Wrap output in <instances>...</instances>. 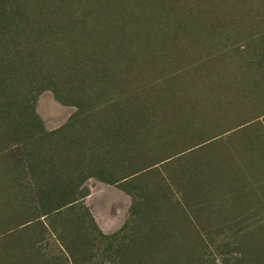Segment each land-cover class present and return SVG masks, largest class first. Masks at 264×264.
Here are the masks:
<instances>
[{
    "label": "rangeland",
    "instance_id": "rangeland-1",
    "mask_svg": "<svg viewBox=\"0 0 264 264\" xmlns=\"http://www.w3.org/2000/svg\"><path fill=\"white\" fill-rule=\"evenodd\" d=\"M0 264H264V0H0Z\"/></svg>",
    "mask_w": 264,
    "mask_h": 264
},
{
    "label": "bare ground",
    "instance_id": "bare-ground-1",
    "mask_svg": "<svg viewBox=\"0 0 264 264\" xmlns=\"http://www.w3.org/2000/svg\"><path fill=\"white\" fill-rule=\"evenodd\" d=\"M40 2V1H39ZM28 3V2H27ZM135 3V2H134ZM134 5V4H133ZM161 6V5H160ZM164 8V7H163ZM119 16V15H118ZM151 21V20H150ZM65 33V32H64ZM99 33V32H98ZM65 37V36H64ZM189 41V40H188ZM118 77V76H117Z\"/></svg>",
    "mask_w": 264,
    "mask_h": 264
},
{
    "label": "trees",
    "instance_id": "trees-1",
    "mask_svg": "<svg viewBox=\"0 0 264 264\" xmlns=\"http://www.w3.org/2000/svg\"><path fill=\"white\" fill-rule=\"evenodd\" d=\"M124 231V230H123ZM114 237H116V236H114ZM114 237H112V239H114Z\"/></svg>",
    "mask_w": 264,
    "mask_h": 264
}]
</instances>
